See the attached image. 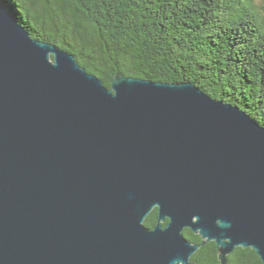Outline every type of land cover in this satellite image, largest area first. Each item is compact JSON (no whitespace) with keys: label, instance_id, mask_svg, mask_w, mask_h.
Returning <instances> with one entry per match:
<instances>
[{"label":"water","instance_id":"obj_1","mask_svg":"<svg viewBox=\"0 0 264 264\" xmlns=\"http://www.w3.org/2000/svg\"><path fill=\"white\" fill-rule=\"evenodd\" d=\"M210 242L264 264V126L188 82L109 88L0 0V264H193Z\"/></svg>","mask_w":264,"mask_h":264},{"label":"trees","instance_id":"obj_2","mask_svg":"<svg viewBox=\"0 0 264 264\" xmlns=\"http://www.w3.org/2000/svg\"><path fill=\"white\" fill-rule=\"evenodd\" d=\"M33 39L74 55L111 88L118 73L188 82L264 126V0H2ZM158 209L146 225L154 228ZM166 222L164 225H167ZM194 244L200 235L184 231ZM207 243L193 264H221ZM227 264H263L238 247Z\"/></svg>","mask_w":264,"mask_h":264}]
</instances>
